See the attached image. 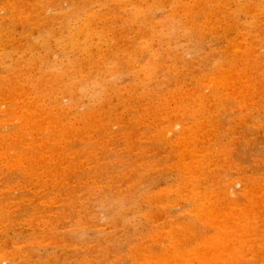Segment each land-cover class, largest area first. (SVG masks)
Returning a JSON list of instances; mask_svg holds the SVG:
<instances>
[{"label": "rangeland", "instance_id": "rangeland-1", "mask_svg": "<svg viewBox=\"0 0 264 264\" xmlns=\"http://www.w3.org/2000/svg\"><path fill=\"white\" fill-rule=\"evenodd\" d=\"M0 150V264H264V0H0Z\"/></svg>", "mask_w": 264, "mask_h": 264}, {"label": "bare ground", "instance_id": "bare-ground-1", "mask_svg": "<svg viewBox=\"0 0 264 264\" xmlns=\"http://www.w3.org/2000/svg\"><path fill=\"white\" fill-rule=\"evenodd\" d=\"M223 4H224V3H223ZM211 9H212V8H211ZM20 14H21V13H20ZM212 23H213V22H212ZM34 25H35V24H34ZM32 26H33V25H32ZM231 48H232V47H231ZM235 48H236V47H235ZM233 50H234V49H233ZM239 50H241V49H239ZM243 75H244V74H243ZM206 77H207V76H206ZM208 77H209V76H208ZM219 80H220V79H219ZM51 81H52V80H51ZM212 81H213V80H212ZM230 82H231V81H230ZM46 84H47V83H46ZM201 84H202V83H201ZM248 84H249V83H248ZM3 85H4V84H3ZM12 85H13V84H12ZM188 87H189V86H188ZM26 88H27V87H26ZM237 89H239V88H237ZM14 90H15V89H14ZM11 91H12V90H11ZM15 91H16V90H15ZM202 91H203V90H202ZM27 95H28V94H27ZM164 95H165V94H164ZM167 95H168V94H167ZM240 96H241V95H240ZM8 97H9V96H8ZM31 104H32V103H31ZM42 105H43V104H42ZM52 105H53V104H52ZM249 105H250V104H249ZM204 107H205V106H204ZM23 108H24V107H23ZM31 109H32V108H31ZM63 111H64V110H63ZM51 112H52V111H51ZM24 114H25V113H24ZM51 115H52V114H51ZM52 118H53V117H52ZM201 118H202V117H201ZM30 119H31V118H30ZM30 119H29V120H30ZM49 119H50V118H49ZM26 120H27V119H26ZM59 120H60V119H59ZM140 120H141V119H140ZM152 120H153V119H152ZM170 120H171V119H170ZM23 121H24V119H23ZM32 121H33V120H32ZM48 121H49V120H48ZM48 121H47V122H48ZM51 121H52V120H51ZM53 121H54V120H53ZM56 122H57V120H56ZM139 122H140V121H139ZM53 123H54V122H53ZM151 123H152V122H151ZM27 124H28V123H27ZM30 124H31V123H30ZM43 124H44V123H43ZM57 124H58L59 126H62V125H60L61 122H60V123L57 122ZM171 124H172V123H171ZM49 125H50V127H52V128H53V126H54V125L52 124V122H51V124L49 123ZM51 125H52V126H51ZM29 126H30V125H29ZM43 126H45V125H43ZM59 126H57V127H59ZM100 127H101V126H100ZM42 128H43V127H42ZM55 128H56V127H55ZM55 128H54V129H55ZM46 129H47V128H46ZM57 129H58V128H57ZM194 130H195V129H194ZM42 131H43V130H42ZM60 131H61V128H60ZM27 134H28V133H27ZM52 134H53V133H52ZM9 135H10V134H9ZM65 136H66V135H65ZM72 136H73V135H72ZM36 137H37V136H36ZM162 137H163V136H162ZM176 137H177V136H176ZM195 137H196V136H195ZM24 138H25V137H24ZM43 138H44V137H43ZM63 138H64V137H63ZM64 139H65V138H64ZM175 139H176V138H175ZM22 140H23V139H22ZM6 141H7V140H6ZM41 141H42V140H41ZM7 143H8V142H7ZM37 143H38V142H37ZM45 144H46V143H45ZM199 144H200V143H199ZM10 146H11V145H10ZM49 146H50V145H49ZM133 146H134V145H133ZM24 147H25V146H24ZM55 147H56V146H55ZM9 149H10V148H9ZM9 149H8V150H9ZM11 150H12V149H11ZM26 150H27V149H26ZM0 151H1V150H0ZM51 151H52V150H51ZM56 151H57V150H56ZM197 152H198V151H197ZM43 153H44V152H43ZM24 154H25V153H24ZM53 154H54V153H53ZM39 155H40V154H39ZM65 155H66V154H65ZM45 156H46V155H45ZM195 157H196V156H195ZM43 158H44V157H43ZM16 159H17V158H16ZM23 159H24V158H23ZM21 160H22V159H21ZM21 160H20V161H21ZM24 160H25V159H24ZM191 160H192V159H191ZM193 160H194V159H193ZM205 160H206V159H205ZM56 161H57V160H56ZM143 161H144V160H143ZM36 162H37V161H36ZM76 162H77V161H76ZM40 163H41V162H40ZM4 164H5V163H4ZM41 164H42V163H41ZM184 164H185V163H184ZM27 166H28V165H27ZM30 166H31V165H30ZM18 167H19V166H18ZM72 167H73V166H72ZM86 167H87V166H86ZM196 167H197V166H196ZM190 168H191V167H190ZM187 169H188V168H187ZM202 169H203V168H202ZM24 170H25V169H24ZM189 170H190V169H189ZM206 171H207V170H206ZM30 172H31V171H30ZM35 173H36V172H35ZM37 175H38V174H37ZM184 175H185V174H184ZM217 179H218V178H217ZM237 183H238V182H237ZM181 186H182V185H181ZM48 187H49V186H48ZM76 187H77V186H76ZM194 188H195V187H194ZM208 189H209V188H208ZM177 191H178V190H177ZM180 191H181V190H180ZM249 191H250V190H249ZM249 191H248V192H249ZM261 191H262V190H261ZM181 192H182V191H181ZM189 192H190V191H189ZM191 192H192V191H191ZM204 192H205V191H204ZM252 192H253V191H251V193H252ZM185 193H186V192H185ZM246 193H247V192H246ZM192 194H193V193H192ZM248 194H249V193H248ZM254 194H255V193H254ZM189 195H190V194H189ZM205 195H207V194H205ZM252 195H253V193H252ZM255 195H256V194H255ZM194 196H195V192H194ZM197 196H198V195H197ZM200 196H201V194H200ZM257 196H258V195H257ZM202 197H203V196H202ZM252 197H253V196H252ZM258 197H259V196H258ZM62 198H63V197H62ZM205 198H206V197H205ZM254 198H255V197H254ZM252 199H253V198H252ZM196 200L199 202L198 199H196ZM253 200H254V199H253ZM210 201H211V200H210ZM253 203H254V202H253ZM253 203H252V204H253ZM200 204H201V202H200ZM205 205H207V202H206ZM201 206H202V204H201ZM255 206H256V205H255ZM199 207H200V205H199ZM200 208H201V207H200ZM208 208H210V207H208ZM232 208H234V207H232ZM198 209H199V208H198ZM203 209H204V208H203ZM203 209H202V210H203ZM211 209H212V208H211ZM237 209H238V208H237ZM250 209H251V208H250ZM199 210H200V209H199ZM212 211H213V210H212ZM246 211H249V210L247 209ZM191 212H192V211H191ZM240 212H242V211H240ZM243 212L246 213L245 211H243ZM193 213H194V212H193ZM196 213H197V212H196ZM244 213H243V214H244ZM247 213H248V212H247ZM250 213H253V211L251 212V210H250ZM250 213H249V214H250ZM204 214H205V213H204ZM204 214H203V215H204ZM235 214H236V213H235ZM237 214H239V213L237 212ZM240 214H241V215H240ZM240 214H239V215L241 216L240 221H242V220L244 219V217H242V216H243L242 213H240ZM53 215H54V214H53ZM206 215H207V213H206ZM215 215H216V214H215ZM215 215H214V216H215ZM218 215H219V214H218ZM218 215H217V216H218ZM239 215H238V217H239ZM250 215H252V214H250ZM257 215H258V214H257ZM212 216H213V215H212ZM233 216H234V215H233ZM236 216H237V215H236ZM248 216H249V215H248ZM253 216H254V215H253ZM260 216H261V215H260ZM207 217H208V216H207ZM207 217H206V218H207ZM220 217H221V216H220ZM82 218H83V217H82ZM208 218H209V217H208ZM210 218H211V217H210ZM229 218H230V217H229ZM251 218H252V217H251ZM169 219H170V218H169ZM219 219H220V218H219ZM232 220H233V219H232ZM263 220H264V219H263ZM214 221H216V220L214 219ZM226 221H227V220H226ZM234 221H236V220H234ZM246 221H248V219H247V220H246V219L244 220V222H245L244 224H246ZM176 222H177V221H176ZM205 222H208V221L206 220ZM229 222H230V221H229ZM214 223H215V222H214ZM221 223H222V222H221ZM242 223H243V221H242ZM242 223H241V224L239 223V224H240L239 226H241V228H242L243 230H245L246 228L244 229L242 226H246V225L248 224V228L246 229V232H247V230H248L249 228H251V225H250L251 223L249 222V223H250V224H249V223L247 222L246 225H244V224L242 225ZM185 224H186V223H185ZM217 224H218V223H217ZM225 224H226V223H225ZM234 224H235V222H234ZM236 224H237V223H236ZM227 225H229V224H227ZM249 225H250V226H249ZM222 226H224V224H223ZM222 226H221V227H222ZM233 226H234V225H233ZM239 226H236V227H239ZM152 227H153V226H152ZM177 227H178V226H177ZM219 228H220V227H219ZM230 228H231V227H230ZM239 228H240V227H239ZM241 228H240V229H241ZM220 229L224 230L223 228H220ZM227 229H228V228H227ZM258 229H259V228H258ZM260 229H261V228H260ZM165 230H166V229H165ZM178 230H179V228H178ZM234 230H235V229H234ZM238 230H239V229H238ZM238 230H237V231H238ZM243 230H242V231L240 230V231H241V232H244ZM256 230H257V229H256ZM187 231H188V230H187ZM237 231H235V232L237 233ZM169 232H170V231H169ZM172 232H173V231H172ZM177 232H178V231H177ZM179 232H180V230H179ZM183 232H184V231H183ZM190 232H191V231H190ZM235 232H234V233H235ZM248 232L250 233L249 230H248ZM248 232H247V233H248ZM257 232H258V231H257ZM151 233H152V232H151ZM156 233H157V232H156ZM156 233H155V234H156ZM238 233H239V232H238ZM238 233H237V234H238ZM46 234H47V233H46ZM214 234H217V233H214ZM218 234H219V233H218ZM218 234H217V235H218ZM245 234H246V233H245ZM245 234H244V235H245ZM151 235H152V234H151ZM219 235H220V234H219ZM240 235L242 236V233H241ZM250 235H251V233H250ZM256 235H257V234H256ZM162 236H163V235H162ZM171 236H172V234H171ZM186 236H187V235H186ZM201 236H203V235H201ZM214 236H215V235H214ZM149 237H150V236H149ZM223 237H224V236H223ZM223 237H221V238H223ZM232 237H233V236H232ZM259 237H260V236H259ZM160 238H161V237H160ZM204 238H205V237H204ZM207 238H209V237H207ZM210 238L212 239V236H210ZM226 238H227V237H226ZM228 238H230V237H228ZM228 238H227V239H228ZM233 238L235 239L236 242L239 241V240H241V239L243 240V237H242V238L239 237V238H241V239H236L235 237H233ZM214 239H216L215 241H217V239H220V237L218 238V236H217V238L215 237ZM214 239H213V240H214ZM227 239H226V240H227ZM230 239H232V238H230ZM244 239L246 240L247 238L244 237ZM200 240H201V239H200ZM203 240H204V239L202 238L201 241H203ZM220 240H221V239H220ZM249 240H251V239L246 240V242H245L246 246H247V243L250 245ZM176 241H178V240H176ZM209 241H210L209 243L213 242V241H211L210 239H209ZM218 241H219V240H218ZM222 241H223V243H224V240H222ZM235 241H233V242H235ZM247 241H248V242H247ZM255 241H256V238H255L254 240H252L253 243L251 242L252 245L254 244L253 247H252V246H249V245H248V247H250L251 249H252V248H255V247H258V246H256L257 244L255 243ZM206 242H207V240H206ZM239 242H241V241H239ZM197 243H198V242H197ZM214 243H215V242H214ZM216 243H217V242H216ZM223 243H222V244H223ZM225 243H226V242H225ZM231 243H232V242H230V244H231ZM242 243H243V242H242ZM142 244H143V243H142ZM166 244H167V243H166ZM198 244H199V243H198ZM202 244H203V242H202ZM202 244H201V246H202ZM207 244H208V243H207ZM212 244H213V243H212ZM220 244H221V241H220ZM220 244H219V242L217 243L218 246H219ZM237 244H238V242H237ZM240 244H241V243H240ZM209 245H210V244H209ZM215 245H216V244H215ZM217 245H216V247L220 249L221 246L218 247ZM234 245H235V244L232 243V246H234ZM241 245H242V244H241ZM243 245H244V243H243ZM243 245H242V247H243ZM179 246H180V245H179ZM199 246H200V245H199ZM205 246H206V245H205ZM210 246H211L210 248H212V249L215 248V247L213 248L212 245H210ZM213 246H214V245H213ZM223 246H227V245H223ZM238 246H239V244H238ZM246 246H244L245 250H244L243 252H245V251L247 250V247H246ZM180 247H181V246H180ZM196 247H198V245H196ZM196 247L194 246V248H196ZM207 247H208V250H209V246H208V245H207ZM229 247H230V246H229ZM239 247H241V246H239ZM242 247H241V249H242ZM191 248H192V247H191ZM201 248H202V247H200V249H201ZM224 248H225V247H224ZM230 248H231V247H230ZM250 248H249V250H250ZM198 249H199V248H198ZM206 249H207V248H205V251H206ZM231 249H232V248H231ZM234 249H235V246H234ZM234 249H232V250H234ZM238 249H239V248H238ZM241 249H240V250H241ZM256 249H257V248H256ZM192 250H193V249H192ZM192 250H191V251H192ZM195 250H196V249H195ZM195 250H194V251H195ZM217 250H218V249H217ZM223 250H225V249H223ZM227 250H229V252H230V251H231V252H235V251H236V250H235V251H232V250H230L229 248H228ZM240 250H239V251H240ZM249 250H247V251H249ZM175 251H176V250H175ZM196 251H199V250H196ZM202 251H203V250H202ZM202 251H199V253H200V252L202 253ZM205 251H203V252H205ZM211 251H212V250H211ZM211 251H210L211 254H210V253H209V255L207 254V255L209 256L208 259L211 258V259L213 260V261H211V259H210L211 262L218 261L219 258L216 260V258H217V254L220 253V251L222 252V249H220V251L218 250L216 253H215L216 250H214V251H212V252H211ZM173 252H174V251H173ZM177 252H178V251H177ZM186 252L189 253L190 251H186ZM224 252H225V251H224ZM229 252H228V253H229ZM231 252H230V253H231ZM236 252H237V251H236ZM251 252H252V251H251ZM251 252L249 251V253H251ZM165 253H166V252H165ZM178 253H179V252H178ZM212 253L216 256V258H215V256H214V258H212V256H213ZM230 253H229V255H230ZM238 253H239V252H238ZM238 253H235V255H237ZM249 253H248V254H249ZM180 254H183V253H179V255H180ZM192 254H193V253H192ZM241 254H243V253H241ZM259 254H260V253H259ZM259 254H258V255H259ZM166 255H167V254H166ZM187 255L189 256V254H187ZM199 255H200V254H199ZM202 255L205 256V257L203 258V260L205 261V258L208 257V256H206L205 253L202 254ZM202 255L199 257L200 260H202V259H201ZM218 255H219V254H218ZM220 255H221V254H220ZM220 255H219V257H221L223 254H222L221 256H220ZM225 255L228 256L227 253H226ZM235 255H234V256H235ZM243 255H244V254H243ZM149 256H150V255H149ZM170 256H172V255H170ZM175 256H176V255H175ZM196 256H198V255H196ZM196 256H194V258H195ZM227 256H223V257H225L224 259L227 260ZM234 256H233V254L231 255V258H232L231 260H233ZM237 256L239 257L240 255H237ZM249 256H250V255H249ZM251 256H252V255H251ZM251 256H250V257H251ZM121 257H122V256H121ZM141 257H142V256H141ZM254 257H255V256H254ZM155 258H157V257H155ZM162 258H163V256H162ZM182 258H183V257H182ZM186 258H189V257H186ZM235 258H237V257H235ZM235 258H234V259H235ZM240 258H242V255H241ZM240 258H239V259H240ZM248 258H249V257H248ZM248 258H247V259H248ZM251 258H252V257H251ZM172 259H174V257H173ZM178 259H180V257H179ZM190 259H191V257H190ZM208 259H206V261L209 262L210 264H212ZM221 259H223V258H221ZM221 259H220V260H221ZM146 260H148V259H146ZM151 260H152V259H151ZM155 260H156V259H155ZM160 260H161V262H162V259H160ZM164 260H165V259H163V261H164ZM167 260H168V259H167ZM176 260H177V259H176ZM183 260H184V259H183ZM192 260H193V258L191 259V261H192ZM231 260H229V258H228V262H229V261L231 262ZM236 260L238 261V259H236ZM197 261H198V260H197ZM206 261H205V262H206ZM222 261H223V260H222ZM145 262H146V261H145ZM149 262H150V261H149ZM173 262H174V260H173ZM177 262H178V261H177ZM185 262H186V261H185ZM200 262H201V261H200ZM205 262H202V263L205 264ZM218 262H219V261H218ZM223 262H224V261H223ZM228 262L225 261V264H226V263L228 264ZM230 262H229V263H230ZM234 262H235V260H234ZM234 262H233V263H234ZM262 262H263V261H262ZM150 263H151V262H150ZM163 263H164V262H163ZM166 263H167V262H166ZM166 263H165V264H166ZM187 263H189V261H188ZM231 263H232V262H231ZM231 263H230V264H231ZM259 263H260V262H259ZM154 264H156V263H154ZM157 264H158V263H157ZM171 264H172V263H171ZM174 264H175V263H174ZM178 264H179V263H178ZM184 264H185V263H184ZM206 264H207V263H206ZM213 264H215V263H213ZM220 264H221V262H220ZM223 264H224V263H223ZM234 264H235V263H234ZM249 264H250V263H249Z\"/></svg>", "mask_w": 264, "mask_h": 264}]
</instances>
